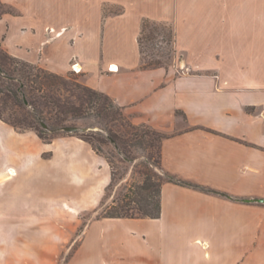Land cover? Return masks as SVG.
Instances as JSON below:
<instances>
[{"label":"crops","instance_id":"1","mask_svg":"<svg viewBox=\"0 0 264 264\" xmlns=\"http://www.w3.org/2000/svg\"><path fill=\"white\" fill-rule=\"evenodd\" d=\"M186 3L0 0V47L56 75L76 65L82 84L132 123L166 135L163 172L198 188L164 182L160 216L132 218L152 225L144 239L154 264H264V203L246 201L264 200V38H248L243 50L214 49L202 63L201 50L175 37L188 63L144 68L142 20L176 27ZM107 169L80 139L43 143L0 120V264H58L66 244L84 243L90 229L76 242L73 220L60 241L59 217L74 210L76 193L77 213L98 205Z\"/></svg>","mask_w":264,"mask_h":264},{"label":"rangeland","instance_id":"2","mask_svg":"<svg viewBox=\"0 0 264 264\" xmlns=\"http://www.w3.org/2000/svg\"><path fill=\"white\" fill-rule=\"evenodd\" d=\"M118 9L108 8L107 11L116 12ZM152 9L148 8L149 11H153ZM2 11L4 9L0 6V13ZM181 13L177 17L176 23L174 22L176 27L173 23L170 24L173 30H176L175 35L176 38H179L181 45L191 51L201 50L202 63H207V60L209 63L211 55L216 54L212 52L214 49L243 50L248 38H264V0H187L186 9ZM159 23L162 22L152 21L149 23L141 37L142 66L144 68H167L178 64L183 66L184 63H188L186 53L179 52L178 49L176 51L175 44L170 41L167 29L161 27ZM131 28L132 26H130ZM1 55L0 53V59ZM66 76L75 78L78 83L82 84L75 72L71 71ZM18 86V82H13L5 75L0 74V114L11 125L14 124L16 131L31 132L37 136V131L34 128H37L39 132L43 129L39 123L34 124V128L19 127L18 120L28 117V120L31 121L33 113L30 106H23L21 102L19 103L11 97V91ZM35 94L40 107H43V96L50 100L68 99L73 104H78L76 97H72L66 91L57 92L55 89L52 91L44 89L35 92ZM98 101L104 103L103 99ZM121 112L124 119L132 123L130 117L123 111ZM121 121L119 119L115 122H111L109 119L104 120L103 117L97 116L96 111L90 109L84 118L68 120L64 123V126H78L87 129L85 134L91 139L95 150L90 144L84 142L90 146L94 154L105 160L108 165L109 181L102 190V197L98 205L88 211L77 213L80 204L77 203L79 194L76 193L74 210H68L69 213L59 217V226L63 231L59 236L60 241L68 237L67 230L72 222L75 226L76 242H79L84 223L87 224L86 228L89 227L90 231L84 243L80 244L79 242L77 246L76 243L71 249L67 244L63 247L58 264H154L148 257L149 254H152L151 248L144 239L145 234L151 232V224L132 218H107L102 215L106 207L114 206L113 203L117 205L118 198H122L125 194L142 200L141 206L145 210H150L155 199L152 193H149V189H141L144 183L143 172H149L153 180L163 179V175L166 174L161 166L148 167L149 152L145 148L125 146L131 161L124 160L117 152L108 137L117 136L127 145L130 139L129 129L122 127L123 121ZM80 134L82 132L67 133L59 130L43 133L45 138L43 140L38 138L43 143H51L56 138L68 136L82 140ZM50 156L51 152H46L42 157L48 159ZM96 166L99 167L97 164ZM8 175L10 179L15 173L11 170ZM110 183L111 187L108 188ZM131 206L136 207L133 203ZM135 257L142 259H135Z\"/></svg>","mask_w":264,"mask_h":264},{"label":"trees","instance_id":"3","mask_svg":"<svg viewBox=\"0 0 264 264\" xmlns=\"http://www.w3.org/2000/svg\"><path fill=\"white\" fill-rule=\"evenodd\" d=\"M108 10V9H107ZM105 9V12H110ZM152 21L143 19L141 22L140 35L138 38L139 46L141 44V37L148 28L149 23ZM158 25V24H157ZM161 27L167 29L170 41L175 44V31L173 30L170 23L162 22L159 23ZM1 59H0V74L5 75L9 80L18 82V87L11 91L12 98L17 102H21L23 106H30L32 108V120L19 119V127L34 128V124L39 123L40 125L45 124L47 129L43 128L39 132L37 128V136L40 139H45L43 133L55 132L61 130L64 123L68 120L81 119L85 117L88 110L96 111L98 117H103L104 120L109 119L111 122H115L118 119L122 120L121 126L127 127L130 132V139L128 145L123 142L117 136H110L108 140L117 149V152L126 161H131V157L128 155V146L145 148L149 152V158L147 161L148 167H160L161 166V145L166 135L154 130L147 124L135 125L124 119L122 109L117 106L113 100L107 95L93 90L84 84L77 82L75 78L70 76L56 75L45 69L37 66L25 63L21 60L11 57L0 47ZM141 53V51H140ZM156 68V67H155ZM56 90L57 92L66 91L71 94L72 97H76L78 104H73L68 99L50 100L48 97L43 96V107H40L37 102V95L35 92L40 90ZM99 99H103L104 103L99 102ZM59 101V102H58ZM116 106V107H114ZM103 115V116H101ZM0 120L9 124L13 128L14 124L7 122L0 114ZM80 138L86 143L90 144L93 148L91 139L86 136L85 132L80 134ZM126 144V145H124ZM93 150H95L93 148ZM144 183L141 186L142 190L149 189V193H152L153 204L150 210H145L141 206L142 200H137L131 197V195H123L122 198H118L117 205L114 204L112 207H106L102 214L107 218H151L156 219L161 213V185L164 182H170L182 186H190L198 188V186L183 181L173 175L164 174L163 179H152V175L149 172H143ZM111 187V183L108 188ZM107 188V189H108ZM140 201V202H139ZM132 203L136 207L131 206ZM102 204H104L102 202ZM101 208V207H100ZM86 223H84L83 228Z\"/></svg>","mask_w":264,"mask_h":264},{"label":"water","instance_id":"4","mask_svg":"<svg viewBox=\"0 0 264 264\" xmlns=\"http://www.w3.org/2000/svg\"><path fill=\"white\" fill-rule=\"evenodd\" d=\"M42 127L47 129V126L45 124H42ZM61 130L67 133H79V132H85L87 129L78 126H65ZM246 201L251 203H264L263 199H251Z\"/></svg>","mask_w":264,"mask_h":264},{"label":"built area","instance_id":"5","mask_svg":"<svg viewBox=\"0 0 264 264\" xmlns=\"http://www.w3.org/2000/svg\"><path fill=\"white\" fill-rule=\"evenodd\" d=\"M72 71L75 72L76 74L80 72V69L76 68V65L72 66Z\"/></svg>","mask_w":264,"mask_h":264},{"label":"bare ground","instance_id":"6","mask_svg":"<svg viewBox=\"0 0 264 264\" xmlns=\"http://www.w3.org/2000/svg\"><path fill=\"white\" fill-rule=\"evenodd\" d=\"M112 70H117L115 67H112Z\"/></svg>","mask_w":264,"mask_h":264}]
</instances>
